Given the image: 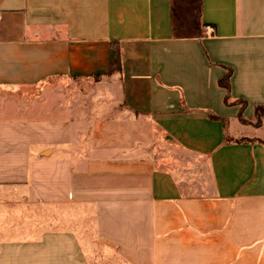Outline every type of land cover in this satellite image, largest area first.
Wrapping results in <instances>:
<instances>
[{
	"label": "crops",
	"instance_id": "crops-1",
	"mask_svg": "<svg viewBox=\"0 0 264 264\" xmlns=\"http://www.w3.org/2000/svg\"><path fill=\"white\" fill-rule=\"evenodd\" d=\"M229 69L231 101L254 123L264 0H0V199L20 206L0 205V232L14 216L50 219L47 242H63L44 256L0 243V264H72L71 243L87 241L89 264H264L263 124L225 103ZM66 79L95 87L83 115L112 120L97 130L112 145L93 140L87 158L74 155Z\"/></svg>",
	"mask_w": 264,
	"mask_h": 264
},
{
	"label": "rangeland",
	"instance_id": "rangeland-1",
	"mask_svg": "<svg viewBox=\"0 0 264 264\" xmlns=\"http://www.w3.org/2000/svg\"><path fill=\"white\" fill-rule=\"evenodd\" d=\"M65 84L68 87V89L70 90V93L72 94L73 99L76 98L75 101V105L77 106V110H78V115L74 118L73 120V134L71 137V143L73 144H77V147L75 148V152L74 155H80L81 153L83 154V157H88L87 155L89 154V150L91 148V145H93V140L94 142H96L97 139L99 140H105V144H110L112 145V137L113 135L110 132L111 129L109 128L107 131L109 133H107V135H99L97 134V130H99V128L103 127L106 128V126H108L110 124V122L112 121L111 119L109 120H104L101 125L99 126V121H96L93 123V121H95V118L93 115H91V113H89V115L87 116L85 113L83 115V111H81V108L83 106V95H88L89 94V90H93L95 87L91 86L90 84H87V81H83V79H77V80H72V79H66L65 80ZM95 93V92H94ZM87 98V96H86ZM107 114L106 112H104V115ZM83 116V117H82ZM87 117H89V122L91 128H89L88 134L84 136H80L79 134V128L81 126V123L83 121V118H85L84 120H87ZM94 118V119H93ZM261 119H257L256 117H254V123H251L250 121H248L246 124H253L255 126H260L263 124L262 128L259 131V135H264V115H261L260 117ZM261 122L259 125L258 123ZM235 123L238 125V130L236 133H239L240 135H250L253 133V127L249 126V125H244V124H240L239 121H235ZM95 124V125H94ZM99 126L98 128H95V126ZM96 129V130H95ZM230 129L231 132L233 133L234 130V124H230ZM78 131V133H77ZM117 137V134L115 136V138ZM83 141V149L80 150L78 148V145L80 143V141ZM109 140V142H108ZM95 144V143H94ZM111 169V167H105L104 171L107 172V170ZM5 204L8 207L11 208H16V207H20L17 202L15 200L12 199H8V198H4V199H0V205ZM25 207V206H24ZM47 206H39L37 209L39 210V217L44 219L47 218ZM78 206L74 207V209H77ZM25 211H29L28 215L30 216H26L27 219H31V213L33 211H31V209H28ZM77 211V210H76ZM26 215V214H25ZM86 217V216H85ZM84 217V219H85ZM25 219V221L27 220ZM76 220L72 221L71 227L72 230H75V233L78 237H80L79 233L81 232L79 229V225L75 224ZM85 220H83V231L81 232V236L82 237H86L88 240H92L94 238V233H93V220L91 219L89 226H87V222H84ZM51 220L49 219V221L47 220L46 222H40V225L37 224L36 226H31L30 223H23V225H20L21 223V219L18 220V218L16 216L12 217L11 222L7 225L6 230H3L2 232H0L3 240H8L9 242H0L1 243V248H3V253L4 254H9V255H15V254H38V255H47V254H62L63 253V242H47L48 239V234L53 232V225L50 224ZM27 224V225H26ZM16 225V226H15ZM20 225L25 229L28 228V231H26L23 236H16V232L14 230L15 227H20L17 226ZM58 226V225H57ZM9 227L10 230H9ZM61 227L58 226L56 227L55 231L59 230ZM74 233V232H73ZM74 233V234H75ZM73 234V235H74ZM20 237V238H19ZM97 242H72L71 243V255H72V264H89L86 261H88L89 259V255L94 254V253H99V252H95V244ZM67 250V249H66ZM102 252H104V254L108 255V251L103 250ZM99 255V254H98ZM93 256V255H92ZM97 256V255H96Z\"/></svg>",
	"mask_w": 264,
	"mask_h": 264
},
{
	"label": "trees",
	"instance_id": "trees-1",
	"mask_svg": "<svg viewBox=\"0 0 264 264\" xmlns=\"http://www.w3.org/2000/svg\"><path fill=\"white\" fill-rule=\"evenodd\" d=\"M231 69H229L228 73L226 76H224L223 78L220 79L219 81V85L221 87H223L224 89H226V97H225V103L227 105H241V108H240V112H239V119L240 121H242L243 123H247L249 120H247L245 117H244V111L247 107V102L244 101V100H235V101H231V91H230V76H231ZM261 115H264V105L262 106H258L257 109H256V118L257 119H261ZM212 119H215V120H220L219 117H216V116H211ZM261 122L258 123V125L260 124Z\"/></svg>",
	"mask_w": 264,
	"mask_h": 264
}]
</instances>
